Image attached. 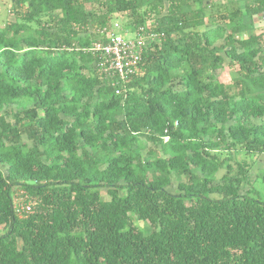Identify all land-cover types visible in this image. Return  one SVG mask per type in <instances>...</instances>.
<instances>
[{"label": "trees", "instance_id": "trees-1", "mask_svg": "<svg viewBox=\"0 0 264 264\" xmlns=\"http://www.w3.org/2000/svg\"><path fill=\"white\" fill-rule=\"evenodd\" d=\"M9 2L0 264H264V0ZM115 14L155 35L126 83L88 51Z\"/></svg>", "mask_w": 264, "mask_h": 264}, {"label": "built area", "instance_id": "built-area-1", "mask_svg": "<svg viewBox=\"0 0 264 264\" xmlns=\"http://www.w3.org/2000/svg\"><path fill=\"white\" fill-rule=\"evenodd\" d=\"M261 19L264 21V15ZM101 32L105 39L95 43L88 50L99 56L97 71L108 79L119 78L121 82L126 83L130 77L139 72V64L147 47L145 38H151V43L155 35L150 34L144 38V34L138 32L135 38H127L122 33L128 31L123 32L118 23H112L109 29ZM25 199L22 194L16 198V212L20 216L29 214L32 209Z\"/></svg>", "mask_w": 264, "mask_h": 264}, {"label": "rangeland", "instance_id": "rangeland-1", "mask_svg": "<svg viewBox=\"0 0 264 264\" xmlns=\"http://www.w3.org/2000/svg\"><path fill=\"white\" fill-rule=\"evenodd\" d=\"M235 1L237 2L238 0H235ZM213 2L217 5L222 4L223 7H225V5H226L225 3L233 2V0H213ZM9 4H10L9 0H0V24H2L4 21H7V20H11V21L15 20L14 16L9 14ZM204 4H207V3L204 2ZM207 5L210 6L212 4L209 3ZM239 6H240V4H239ZM222 9H224V8H222ZM208 14H211V12L208 11ZM111 20H112L111 24L112 23H118L123 32L128 31V33H122L127 38H135L137 36L139 28L136 27L135 29H133V28L130 29L131 23L133 22L134 19L129 18L125 14H115V15H113ZM255 22L257 24L258 29H261L264 26L263 22H260L259 19H256ZM258 29L256 30V32L259 31ZM93 36L97 42L105 39V36H103V33L101 31L96 32V33L94 32ZM143 37L145 38L146 36L144 35ZM150 39L151 38H145L144 41L146 43V46L148 45V43L150 44V41H151ZM235 71H236V68H228L227 66H225V68L221 72H219V74H218L219 79L225 83H228V82H230L232 77L236 74ZM139 73L141 74L140 71H139ZM218 155L220 156L221 159L229 157V154H227L225 152H222ZM234 158L235 159H241V158H244V155L242 153L238 154V155L236 154V155H234ZM252 160H253V165L250 168V171L248 173V180L245 181L242 185V194H244L247 191H249L250 189H252V191L250 192V196L255 198L256 200H259L262 203H264V153L254 155L252 157ZM232 164L235 167L234 163H232ZM0 169H3L1 165H0ZM224 173H225V169L217 176V178H221ZM176 184H177V182L174 183L175 187H176ZM173 189H175V188H173ZM15 192L17 193V190ZM20 194L21 193L19 192L18 195H20ZM102 195L104 196L105 199H109V197L106 193V190L102 191ZM2 231L3 230H0V234L2 233Z\"/></svg>", "mask_w": 264, "mask_h": 264}]
</instances>
